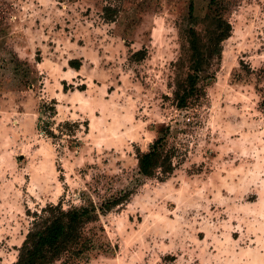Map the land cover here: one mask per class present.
<instances>
[{
  "label": "rangeland",
  "instance_id": "374dc122",
  "mask_svg": "<svg viewBox=\"0 0 264 264\" xmlns=\"http://www.w3.org/2000/svg\"><path fill=\"white\" fill-rule=\"evenodd\" d=\"M58 203L77 264H264V0H0V264Z\"/></svg>",
  "mask_w": 264,
  "mask_h": 264
},
{
  "label": "trees",
  "instance_id": "16d2710c",
  "mask_svg": "<svg viewBox=\"0 0 264 264\" xmlns=\"http://www.w3.org/2000/svg\"><path fill=\"white\" fill-rule=\"evenodd\" d=\"M216 25L213 38L209 41L211 54L220 59V44L229 36V30L217 31L220 25ZM192 55V71L201 72L204 65L202 55L197 46L190 42ZM158 174L168 176L173 172L171 156L162 140L157 139L151 145L148 152L138 157L139 173L152 178ZM95 221L93 212L88 207H73L64 210L60 203L48 205L40 214L35 215L33 223L28 230L22 245L18 249L17 259L13 264H55L62 261L64 264H77L89 247L91 241L84 238V227L87 223Z\"/></svg>",
  "mask_w": 264,
  "mask_h": 264
}]
</instances>
